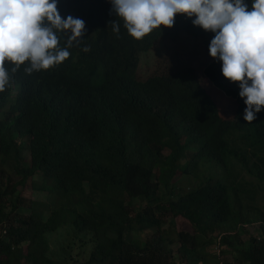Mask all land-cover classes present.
<instances>
[{"label": "trees", "instance_id": "1", "mask_svg": "<svg viewBox=\"0 0 264 264\" xmlns=\"http://www.w3.org/2000/svg\"><path fill=\"white\" fill-rule=\"evenodd\" d=\"M56 7L85 22L69 56L30 74L5 62L0 264H264V106L244 121L238 82L212 57L210 90L198 80L192 59L213 33L178 13L135 39L109 0ZM28 181L44 200L21 195Z\"/></svg>", "mask_w": 264, "mask_h": 264}, {"label": "clouds", "instance_id": "2", "mask_svg": "<svg viewBox=\"0 0 264 264\" xmlns=\"http://www.w3.org/2000/svg\"><path fill=\"white\" fill-rule=\"evenodd\" d=\"M109 3L127 34L135 39L159 30L161 25L171 27L174 14L178 13L191 18L193 26L213 33L208 55L220 62V76L238 82V96L244 104L243 120L251 123L262 110L264 0H109ZM56 4L57 0H0V91L10 80L8 65H12V72L24 65L28 74L54 70L56 64L69 56L71 48H67L83 36L85 22L71 15L62 18ZM112 31L119 32L115 22ZM58 33L66 36L65 47H60Z\"/></svg>", "mask_w": 264, "mask_h": 264}, {"label": "rangeland", "instance_id": "3", "mask_svg": "<svg viewBox=\"0 0 264 264\" xmlns=\"http://www.w3.org/2000/svg\"><path fill=\"white\" fill-rule=\"evenodd\" d=\"M165 54H167V53H165ZM143 57H145V55ZM188 57L189 56H187L186 59ZM210 60H211V57L208 55L207 49L201 47L198 50L197 56L194 59H192V63H191L193 65V68L195 70V73H196V76H197L198 80L201 81L203 86H205L207 89L211 88V86H210L211 83L206 78L203 77L202 70L208 64V62ZM152 63H153V57L151 55H150V57L148 59H141V62L139 64V66H138V72L140 73V72H143V71H147L149 68H147L144 64H149L150 65ZM210 93L213 94V92H210ZM215 95H216V97L215 98L213 97V99L218 104L217 107L219 109L218 110L219 114H221L222 116H227L224 113V109L225 110L229 109V102H228L229 98L227 96H225L221 92H219L218 94H215ZM25 156L27 157V155H25ZM188 185H193V182L191 184H188ZM19 191H20L21 195L24 198H26L27 200H35V199L44 200L45 199V196L43 195L42 192L35 191V190H33L30 187V181H28L24 187H20ZM19 211L21 213H26V214L29 212L28 209H23V208H20ZM183 224H184V228L185 227L187 228V223H182L181 225H183ZM256 228H257V224H251V225L246 226V229H247L248 233H250V234H256V230H255ZM247 238H248V235L245 233L242 236V239L244 241H246ZM212 251L217 254L218 249L216 247H214V249ZM226 259L227 260H232L230 254H226L225 256H221L220 257V260H226Z\"/></svg>", "mask_w": 264, "mask_h": 264}]
</instances>
